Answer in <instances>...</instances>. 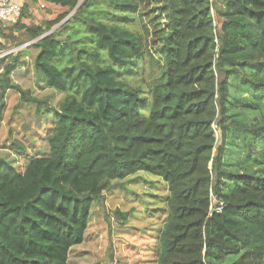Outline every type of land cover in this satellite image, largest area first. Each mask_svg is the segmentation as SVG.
Listing matches in <instances>:
<instances>
[{
    "label": "trees",
    "instance_id": "1",
    "mask_svg": "<svg viewBox=\"0 0 264 264\" xmlns=\"http://www.w3.org/2000/svg\"><path fill=\"white\" fill-rule=\"evenodd\" d=\"M43 1L63 12L0 24L2 107L12 90L53 118L25 170L0 157V264H70L137 174L168 185L153 264H264V0ZM33 51L58 107L13 81Z\"/></svg>",
    "mask_w": 264,
    "mask_h": 264
},
{
    "label": "rangeland",
    "instance_id": "2",
    "mask_svg": "<svg viewBox=\"0 0 264 264\" xmlns=\"http://www.w3.org/2000/svg\"><path fill=\"white\" fill-rule=\"evenodd\" d=\"M43 5L39 2L32 8L36 23L55 19L63 12L58 7ZM9 53L11 51L0 53V57ZM35 54V51L31 52L26 65L13 75V81L30 91L31 96L40 100L48 98L50 105L58 107L64 96L44 88L34 69ZM52 121L50 112L37 115V105L21 104L20 94L9 91L4 107L0 100V157L15 162L21 171L25 170L32 158L48 152L47 136ZM15 141L28 147L27 155L15 153L12 148ZM168 194L167 183L155 176L137 174L117 182L101 205L93 210L87 240L73 249L70 264H153L152 247L164 224L162 208ZM148 208L155 211H148ZM118 210L127 214L125 220H118L120 218L115 214Z\"/></svg>",
    "mask_w": 264,
    "mask_h": 264
},
{
    "label": "built area",
    "instance_id": "3",
    "mask_svg": "<svg viewBox=\"0 0 264 264\" xmlns=\"http://www.w3.org/2000/svg\"><path fill=\"white\" fill-rule=\"evenodd\" d=\"M22 3L17 0H0V24H13L21 16ZM45 7V5H43ZM222 207H218L220 212Z\"/></svg>",
    "mask_w": 264,
    "mask_h": 264
},
{
    "label": "crops",
    "instance_id": "4",
    "mask_svg": "<svg viewBox=\"0 0 264 264\" xmlns=\"http://www.w3.org/2000/svg\"><path fill=\"white\" fill-rule=\"evenodd\" d=\"M18 2H21L22 4H24V3H26L27 2V0H17ZM45 4L46 5V7L48 6V7H55V6H52V5H48V4H46L43 0H40V4ZM33 15H35L34 13H33ZM26 23H29V21H27ZM2 41V42H1ZM0 43L1 44H4V41L3 40H1L0 39ZM0 44V45H1Z\"/></svg>",
    "mask_w": 264,
    "mask_h": 264
},
{
    "label": "water",
    "instance_id": "5",
    "mask_svg": "<svg viewBox=\"0 0 264 264\" xmlns=\"http://www.w3.org/2000/svg\"><path fill=\"white\" fill-rule=\"evenodd\" d=\"M82 2L77 6V8L70 14V16H72L76 11L77 9L81 6Z\"/></svg>",
    "mask_w": 264,
    "mask_h": 264
}]
</instances>
